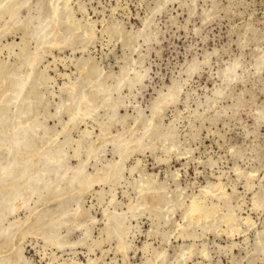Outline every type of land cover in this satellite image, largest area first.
I'll use <instances>...</instances> for the list:
<instances>
[{
    "label": "rangeland",
    "instance_id": "rangeland-1",
    "mask_svg": "<svg viewBox=\"0 0 264 264\" xmlns=\"http://www.w3.org/2000/svg\"><path fill=\"white\" fill-rule=\"evenodd\" d=\"M41 2H39L38 6L42 4L41 8L45 9V0H41ZM67 3L69 4L66 5V2L63 0L58 1V5L60 4L59 6L61 7H59V12L61 13L59 17L62 18L60 21V34L64 37L67 36L68 39L71 38L70 44L63 47H50L52 49L45 48L46 50L44 53H42L43 50L39 51L40 54L45 55L44 57L41 56L39 60L40 63H38V61L35 67L34 87L32 86L30 89V99L33 98L30 103L31 107L34 108L31 115H33L34 118H38V121L44 122V124L46 122L48 125L47 127L52 128L47 132L49 133L48 136L53 135L56 127L58 130L60 129V123L67 122L68 113L65 112L66 109L63 101L66 99L68 90L63 84L68 85L74 80H80L77 64L79 60L82 59L87 60L91 67H102L101 69L95 68L92 74L98 72L99 76H101L105 71L102 75L106 78L110 77L109 79L105 78L108 82L104 80L108 87L107 90H111H109V93L112 94L111 96H119L122 100L123 104L119 107L118 117L124 116L125 122L124 118L116 117L118 121L112 129L113 135H115L117 131H121L122 125L124 124V127L133 126V118L137 114V111L143 114V118H149L151 116L152 104L157 101L161 114L157 113L158 116L154 117V122L162 125L161 130H165L169 125H171L170 127H173V125L176 126V128L173 127V130L174 128L176 129L174 130L175 142L168 143L160 140V143L159 140L154 139L151 147L142 150L143 152H131L128 158L124 160L127 171L124 166L122 169L124 171H122V173L124 174L122 175L121 173L120 176V178L124 176V180L118 178V184H115L116 182L114 183V181L108 183H94L92 185L93 187L91 186L82 193L84 198L81 194H78V189L72 191L69 195H73L76 199H79L86 209V213L81 219L88 227L86 235L84 234L83 227H73L69 233V240L72 242L76 241L77 243H74L71 247L67 246L62 250H57L55 247H50L51 245L46 244L40 235L35 233H33V235L28 234L22 243V260L19 264H60L62 260H64V262L66 261L65 263L67 264H94L97 259L98 261L95 264H103L104 262L105 264H148L150 260L159 261L160 259H157V253L161 251L165 252L166 250H168V252L166 251L164 254L165 257L167 255L166 258H168V261L165 262L166 258L164 257L163 264H176L178 261L176 262L175 258L178 257H181V261L179 260L178 264H264V240L262 245L256 251L252 252V247L256 240L255 234L264 230V206H261L262 208L259 209H254L252 205V198L255 197L257 193L260 192L264 194V119L260 120L258 118L260 110L264 114V0H169V2H167V0H67ZM25 15L26 10L23 8L19 16L20 20H23ZM6 18L7 16L5 13L3 16H0V29L2 30H0L2 33H0V66L10 67L13 66L14 62L23 59L25 54L22 53H24V51L30 48L28 51L33 52L34 40L30 34H26L27 31L25 32V29H21L18 26L16 28V25L15 28L11 27V31H6L7 33L5 34L3 29ZM144 19H146V21ZM14 29L16 31H14ZM141 29L146 31L144 38L142 36L137 37V30ZM119 33L122 34L120 35ZM148 36L150 37L149 39L147 38ZM21 37L23 38L22 40L20 39ZM24 38L28 40L26 39L24 42ZM28 42H30L31 45H29L30 43L28 44ZM6 43H8V45ZM22 43H26L27 45ZM23 45L24 47H22ZM21 47L24 48L23 52L20 51ZM48 52L51 53L49 54ZM261 56L263 57L259 61L257 57ZM53 58L55 60L57 59L56 62L52 60ZM60 58L62 59L60 60ZM236 58L240 66L237 67V78L232 79L227 84L228 86L224 85L222 81V70L232 59ZM131 60L134 61L133 65L135 64L136 68L142 72L146 71L144 78H142L140 83H135L134 87L131 85L132 89L131 86H129L130 90L128 89V85L125 84L121 87L122 89H118L119 92L113 91V88H115L114 86H116L114 82L116 74H119L121 66L126 67L127 65L128 67V64L132 62ZM194 60L198 64V71L196 69L194 71L195 73L187 74V66ZM5 63L7 64L5 65ZM100 71L102 73H100ZM68 74L71 75V78L68 77L70 80H68L66 76ZM147 74H149V76ZM75 77L77 78L74 79ZM113 77L115 78L113 79ZM2 78L0 73V84L3 85L4 82ZM173 81H179V83L181 81L175 97L176 102L175 100L168 101L163 97V94L167 92L168 87ZM60 86L66 88L63 89ZM1 87L0 85V88ZM84 88L85 90L90 89L88 84H85ZM218 89L220 91L218 93L221 96H218L219 94L216 92ZM222 89L225 90V92H222ZM31 91L34 93H31ZM112 91L113 93H111ZM6 93L5 96L9 94V91ZM214 99L216 101H213ZM206 100L211 101L207 102ZM236 100H238L239 103H237ZM59 103H62L61 106L58 105ZM161 103H163L162 106ZM167 103H170V105H165ZM200 103L203 104L201 105ZM207 103H209L208 105L211 104V109ZM1 107L0 135H2V131L4 132L6 129L4 125L7 126L9 117L11 118L13 113L12 107L5 105L4 107L1 105ZM161 108L163 109L162 112ZM6 109L9 113L5 116L4 111H6ZM98 112L100 113H98V118H106L105 111L99 109ZM126 113L128 117H126ZM200 113H202V115ZM217 114L219 115L217 116ZM4 117H8V121H5L6 118L3 119ZM60 118L61 120L58 123ZM80 123L81 122H78L79 127L73 128L72 131L70 127L68 128L71 132H69L67 137H71L67 138L68 146L65 145L64 148L69 151L68 154H70V156L73 155L74 149L80 151L81 153L76 154V151L74 154L79 159H83L85 156V146H88L92 140L96 139L99 130L96 123L90 119L87 120V125H84L86 123ZM83 128L89 130V133L90 129L93 130L94 128V130L93 132L91 130L92 133H90L89 136H86L87 134L83 136L85 132L80 133L81 130L83 131ZM42 129L43 128L39 127V132L40 130L43 131ZM139 132H142V130ZM125 135H128L127 132ZM60 138L62 140L64 136H60ZM1 143L2 142H0V147L2 145ZM34 147L35 146H33V148L31 147L30 150H33ZM105 149L106 154L104 153L103 156L100 157L101 159L98 158L100 160L95 159V161L92 159L89 161L91 163L87 166V171L94 174L97 167H103L102 169H104V165H106V162L111 158L115 160L118 159V156L112 151L113 145L111 143H106ZM4 151L5 145H3V149L0 150L2 156L5 155ZM28 156L29 153H27L26 156L27 160L30 159ZM75 156L73 157L76 159L70 157L71 159L69 162L72 165H75L79 160ZM163 158H166L165 160L167 163L166 161H161ZM168 158L171 159L169 160ZM132 166L136 169L135 171L129 169ZM134 166H136V168ZM143 170L146 176L152 173L155 174V176L153 174L150 176H154L156 179L154 177L153 179H155L157 183H160V186L162 184V187H165V202L158 206L157 209L155 208L156 210L154 206H151V209L148 207L149 209L140 211L139 215H136L137 218L135 216L130 217L131 214L126 206L129 200L130 204L136 197V189L133 188L137 187L135 184H138L137 179L140 174H143ZM129 173H132V175ZM135 180L136 183L134 182ZM111 183H113L115 189ZM130 183L132 184L131 187ZM2 184H4V182ZM216 184L217 186L220 185L218 189L214 186ZM73 186L75 188L77 187L74 184ZM109 186L115 191H118L110 192ZM204 189H207L206 193L208 194L211 192L210 195L212 196L206 194ZM18 190L20 194H23L22 196L26 202L23 204L24 206L21 205L22 207L20 206V208H17L19 211L17 212L16 210V212L13 213L14 216L9 214L7 217L0 214V216L8 218H6L7 221H5L6 219L0 217V223L1 221L4 222L1 223V225L4 224L8 226V222L12 221L13 217L14 219L16 218V220H24L26 217L25 215L29 212V209L26 208L27 205L34 206L33 202L36 200V194L35 196L33 195V197L31 195L26 196V188L25 190L23 188L22 190ZM96 190L97 192L99 191L103 197H106L103 198L102 195L95 193ZM208 190H210V192ZM104 191L109 194L107 195ZM201 191H204L203 193L206 194V197L204 194H200L202 193ZM40 192H43V190ZM112 193L116 195L115 199H118L116 201V204L118 203L116 205V210L118 212H126L128 216L127 220L130 218L128 220L130 222H128V226L126 227V235L123 236L125 245H131L130 247L132 248L130 249V247L128 248L126 246V251L122 252L123 254L126 253L127 256H125V254L123 256L118 247H116L118 243L117 235L114 234V236L111 234L110 238V235L106 236L104 233L105 226L102 221V207L107 205V197H110ZM126 193L131 195L130 198L132 200ZM225 193L226 195H224V197L223 194ZM10 195L12 194L0 195V201L2 202L3 200L2 203L4 205L8 201V203L11 201L13 202V195ZM214 195L217 196L215 197ZM219 195L222 196L220 202L218 201L220 198ZM202 196H204L205 200ZM206 198L208 199L206 200ZM100 199H104V201L102 202ZM178 199H180V201ZM192 199H195L197 202L201 200L199 203L202 204L206 201L204 207L206 208V206H208L207 211H209L210 214L207 217L202 216L195 221L190 217V219H186L184 216V208H186ZM209 200H211L210 202L213 204H210ZM173 201L174 203L176 202V205L179 204L177 205L178 208L173 204ZM182 201H184V203ZM1 202L0 205L2 206ZM101 203L102 205L100 206ZM121 203L124 204V206L121 205ZM93 204L95 205L94 207L92 206V208L91 205ZM170 204L174 211L170 208ZM214 204L217 205L214 207L215 212L212 209L213 207H211V205L214 206ZM164 206L165 209H163ZM232 206L235 207L233 208ZM231 207L233 209H231ZM225 208H230L231 210H225ZM170 210L173 212L171 211L170 213ZM1 211L2 210H0V212ZM156 213H161L162 218H160V215L158 217ZM215 213L216 216L214 215ZM228 213H233V221L235 220L233 224L230 222V227L237 226L238 228L239 226L240 232L236 227V230L233 232L227 231L229 224H226L222 217ZM42 215L41 213L40 222L43 221ZM238 215H240L239 218ZM247 215H250V217ZM235 217L238 220H236ZM246 217H249L251 221L246 222ZM219 219H222V221L219 222ZM188 220L190 221L188 222ZM252 220H254V222H252ZM130 223L131 227L129 229ZM163 223H167L169 226L166 225L167 227H161L164 225ZM185 223L189 227L183 226L182 229V224L184 225ZM203 225H206L205 227L207 228L203 229ZM208 226L209 229L211 226L213 228L209 231ZM13 228L14 227H12V229ZM241 228L243 229L242 231ZM62 231L64 234L65 231ZM221 231L223 233H220ZM181 232L182 236L188 238L181 239L182 236H178V233L181 234ZM200 233L203 236H200ZM127 234H129L128 238H126ZM161 234L165 237L163 238ZM187 234H190V236H187ZM100 237H102V239ZM126 239L129 244L126 242ZM232 239L234 243L231 242ZM190 245H194L193 248H191ZM182 246L184 248L186 247V249L190 246L189 249H187L188 253L182 248L183 259L185 256V260L182 259V256L178 255ZM203 246H205V248ZM2 248L3 247L0 246V261L2 264H9L12 252L7 248L1 250ZM6 249L8 251H6ZM141 249L143 250L141 251ZM155 249L159 251L155 252L157 251ZM200 249H204L203 252L200 251ZM5 252L8 254L4 255ZM89 258L95 261L92 262ZM71 259L73 262H71Z\"/></svg>",
    "mask_w": 264,
    "mask_h": 264
},
{
    "label": "bare ground",
    "instance_id": "bare-ground-1",
    "mask_svg": "<svg viewBox=\"0 0 264 264\" xmlns=\"http://www.w3.org/2000/svg\"><path fill=\"white\" fill-rule=\"evenodd\" d=\"M58 1L59 0H45L46 7H45V9H43V8H41L42 4H41V6H38V4H39V2H41V0H36V1H33V0H0V16H3L4 13L7 16L3 32H5V34H6L7 33L6 31H9L11 29V27L15 28V25H16V28L18 26L21 29H25L24 31L25 32L27 31L26 34H30L32 36V39L34 40L33 52H29L28 51L30 49L29 47H28L29 48L28 50L25 49L28 52L24 51L23 50L24 48H22V47H24V45H23L21 47L20 51H22V52L24 51V53H22V54H25V55H24V57H23V59L21 61L14 62L13 66H10V67L9 66H5L7 63H5V65H4L5 67L0 66V73H1V75L3 77L2 79H3V82H4L3 85L0 84L2 86L0 88V107H1V105L3 107L5 105V106H9V107L13 108L12 116H11V118L9 117V123L7 124V126L4 125L5 126L4 128H6V129L4 130V132L2 131V133H1L2 135H0V142H2L1 143L2 144L1 145L2 148L0 147V150L3 149V145H5V151H4L5 155L2 156L0 154V195L4 196L5 194L7 195V194L11 193L13 195V198H14L13 202L11 201L10 203H8L9 202L8 201L6 203L7 205L6 204L4 205L2 203L3 200H2V202L0 201L2 203V206L0 205V210H2L0 212V214H3L4 216L12 214L14 216L13 213L16 212V210H17V212L19 211V209H17V208L18 207L20 208L21 205L24 206L23 204L26 201H25V199L22 196L23 194H20L18 189L22 190V188H23L25 190V188H26V192H25L26 196L27 195H31L33 197V195L35 196V194H36V200L33 202L34 206L32 207V206H28L27 205V207H26V208L29 209V212H28L27 215H25L26 217L24 218V220H16V218L14 219V217L11 215L13 217V220L12 221L8 220V221H10V222H8V226H5L4 224H3L4 226L1 225V223H4L2 221L0 223V225H1V228H0V246L3 247V248H7L8 250H10L12 252L11 256H10L11 260H10L9 264H19V262H21V260H22L21 250H23L22 243H23L25 237L28 234H32L33 235V233H35V234L40 235V237L42 238V240L46 244L51 245L50 247H52V246L55 247L57 250H62V249H64L67 246L71 247L74 243H77L76 241L72 242V241L69 240V233H70V230L73 229V227L79 226L81 228L82 227L84 228V234L86 235V233L88 232V227L85 224V222H82V220H81L82 217L86 213V209L84 208L85 206H83L81 204L79 199H76V197H74L73 195H69V194H71V192L74 191L75 189H78L79 190L78 194L82 195V193L85 192V190H87L88 188H90L94 183H108V182L114 181V183L116 182L115 184H118L119 182L117 183V181H118L117 179L120 178L121 173L123 171L122 169L125 166L124 165V160H126V158H128V155L131 152H133V151L134 152L135 151L138 152V151H142V150H144L146 148H150L152 143L154 142L153 141L154 139L155 140H159V141L160 140L161 141H166L168 143H172V142L174 143L175 142V140H174V138H175L174 137V133H175L174 130H176L175 129L176 126L173 125V127H175L174 130H173V127H170L171 125L167 126V128L165 130L164 129L161 130L162 129L161 128L162 125H159V124L154 122V117L158 116L157 113H160V110H159L160 107L157 105L158 104L157 101H155L152 104L151 112H150L151 116L149 118H143L142 117L143 114L140 111H137V114L135 113L136 115L133 118V126L131 125V127H124L125 126V124H124V125H122V130L121 131H117L116 134L113 135L112 129H113L115 123H117V121H118L116 119V117H118L119 107L123 104L122 100H121V98L119 96H115V97H113L114 95L111 96L112 94L109 93L110 89L107 90L108 87L106 85V82H108V81L105 80L106 77H104L102 75V74L105 73V71L103 73L101 72L102 70L100 71V73H102L101 74L102 77L99 76L98 72L95 73V74H92V71L95 68H97V67H95V68L91 67V65H89L90 63L87 60H82V59L79 60V62L77 64V70L79 71L80 80H76V81L74 80L73 82L69 83L68 85L63 84V86H66L67 90H68L66 99H65V101H63L64 102L63 103L64 107L66 109L65 112L68 113V114L66 113L68 115V117H67L68 120H67V122L60 123L61 124L60 129L58 130L57 127H56L55 132L53 133V135H49L48 136L49 133H47V132H49L50 129H52V128L47 127L48 125L46 124V122H45V124H46L45 125L44 122L38 121V118H34L33 115H31V113H32L34 108L31 107V103H30L31 100L33 99V98L30 99V89L33 86V80H34V73H35L36 63L41 59V56L44 57V55H45V54L44 55L40 54L39 51L43 50L42 53H44L45 50H46L45 48H50V47H55L56 48V46L57 47H63V46H66V45L70 44V39L71 38L68 39L67 36L64 37V36H62L60 34V31H61V29H60V21H61L62 18L59 17V15L61 13L59 12L60 11L59 10V7H60L59 5L60 4L58 5ZM63 1L66 2V5L69 4V3H67V0H63ZM167 2H169V0H167ZM41 3H43V2H41ZM77 4H78V2H77ZM23 8L26 10V15H25V17H23V20H20L19 16H20L21 10ZM66 8H67V6H66ZM68 10H70V9H68ZM32 11H34V12H32ZM146 19H144V20L146 21ZM101 25H103V24H101ZM144 25H145V23H144ZM146 27H147V24H146ZM146 27H145V29H146ZM143 30H144V28H143ZM143 30L142 29L141 30H137V37H140V36H142L143 38L145 37L146 31H143ZM1 31H0V33H1ZM14 31H16V30L14 29ZM133 33H135V32H133ZM5 34H3V35H5ZM119 34L121 35L122 33H119ZM27 38H28V35H27ZM27 38H24L23 41L25 42V40ZM147 38L149 39L150 37L148 36ZM3 39H5V38H3ZM20 39L22 40L23 38L21 37ZM20 39H19V41H20ZM30 40H31V38H30ZM121 41H123V40H121ZM30 42H28V44ZM26 43H22V44H26ZM6 44L8 45V43H6ZM10 45H12V44H10ZM29 45H31V43ZM50 49H52V48H50ZM114 49H115V47H114ZM123 51H125V50H123ZM20 56H21V54H20ZM207 56L209 57L208 54H207ZM262 57L263 56L257 57V58L260 61ZM61 59L62 58H60V60ZM52 60H55V59L53 58ZM56 60L54 62H56ZM232 60H234V61H232ZM232 60H231L232 62H230L231 65H229L230 63H228L225 66V68L222 70V77H223L222 81H223L224 85H227L232 79L237 78V77H235L236 74H238V73H236V67L239 66L238 65L239 61L237 60V58L236 59H232ZM133 62L134 61H132L130 64H128V67H127V65H126V67H122L121 66L119 74L118 75L116 74V76H115L116 78L113 77V79L115 78V81L114 80L113 81L115 82V85H116V86H114L115 88H113V91L115 90V92L116 91L119 92L118 89H120L125 84L128 85V89L130 90L129 86L133 85V87H134L135 83L138 84V83H140L142 81V78H144V74L146 73V71L142 72L141 70L136 68L135 64H134L135 65V67H134ZM38 63H40V61ZM58 64H59V62H58ZM240 64H241V62H240ZM256 64H257V62H256ZM137 65H138V63H137ZM197 67H198V64L194 60L192 63H190V65L187 66L186 73L187 74L193 73L197 69ZM101 68H97V69H101ZM197 71H198V69H197ZM59 74H60V72H59ZM65 74H67V73H65ZM65 74H63V75H65ZM147 75L149 76V74H147ZM66 76L68 78L71 75L68 74ZM99 77H101V78H99ZM240 77H242V76H240ZM76 78L77 77H75L74 79H76ZM68 80H70V79L68 78ZM45 81H47V80H45ZM180 83H181V81H180ZM180 83H179V81H173L171 83V85L168 87L167 92L165 94H163V97L166 100H168V101H174L175 97L177 95V91H178V89L180 87ZM85 84L89 85L90 89L87 88L89 90H85V88H84ZM46 85H47V83H46ZM224 85H223V87H224ZM60 87H62V86H60ZM66 87H64V88L62 87V88L65 89ZM131 89H132V86H131ZM220 90H221V88H220ZM225 90L222 89V92H225ZM7 91H9V94L7 96H5V94H7L6 93ZM113 91L111 93H113ZM32 92L33 91H31V93ZM216 92L217 93L220 92L219 89ZM40 94H42V93H40ZM213 95H214V93H213ZM218 96H221V95L219 94ZM206 101L210 102L211 100H206ZM213 101H216V100L214 99ZM217 101H219V100H217ZM236 101H237V103H239L238 100H236ZM60 102H61V99H60ZM162 102H165V101H162ZM175 102H176V100H175ZM205 102H204V104H205ZM170 103H167L165 105H170ZM61 104L59 103L58 105L61 106ZM162 104L163 103H161V106H162ZM200 104L202 105L203 103H200ZM208 104L209 103H207V105ZM214 104H216V103H214ZM210 105H208L209 108L211 107ZM56 106H57V104H56ZM1 108H0V111L2 110ZM99 109H102L103 111H105V114H106V118L105 119L98 118V113H99L98 110ZM55 110H57V109H55ZM162 110L163 109L161 108V112H162ZM7 111H8L7 109H6V111H4L5 116H6V114L8 115V113H9V111L8 112ZM196 111H198V110H196ZM204 111H202V112H204ZM5 112H7V113H5ZM10 112H11V110H10ZM57 113H58V111H57ZM35 114H36V112H35ZM48 114H50V113H48ZM200 114L202 115V113H200ZM63 115H64V113H63ZM125 115H126V117H128L127 113ZM218 115L219 114H217V116ZM52 116H54V115H52ZM52 116H50V117H52ZM102 116H99V117H102ZM119 117L124 118V116H119ZM5 118L6 117H4L3 119H5ZM258 118L260 120L264 119V114L261 112V110L259 112V117ZM6 119H5V121H8V119L7 120ZM88 119H90L94 123H96V126H97V128L99 130L98 134L96 135V139L92 140L89 143L88 146H85V151H84L85 156H84L83 159H79L77 156H75L74 153L77 151L75 149H74V153L72 152L73 155L70 156V154H68L69 151H67V149L64 148L65 145H67V138L71 137V136L70 137H67V136H68L69 132L72 131L73 128L79 127L78 126V122H81L83 124V123H86ZM60 120H61V118L58 120V123L60 122ZM1 121H2V119H1ZM120 121H121V118H120ZM171 121H172V119H171ZM124 122H125V118H124ZM163 124H164V122H163ZM84 125H87V123L84 124ZM2 126H3V124H2ZM96 126H95V128H96ZM163 126H165V125H163ZM39 127L43 128L42 129L43 131L40 130V132H39ZM69 127L71 128V131H69V129H68ZM91 130L92 129H90V133L93 132L94 128H93L92 132H91ZM141 130H142V132H139ZM88 131L89 130H86V129L83 128V131L81 130L80 133L85 132V134H83V136H85L86 134H87L86 136H89L90 133ZM126 132H127L128 135H125ZM60 136H64V139L61 140ZM161 141H160V143H161ZM106 143H111L113 145L112 151H114L113 153L118 156V159L115 160V159L111 158L108 162H106V165L103 164L105 166L104 169H102L103 167L102 168H98L97 167L95 169L96 172L94 174H92L90 171L86 170L87 166L89 165V163H91L89 161L92 160V159H94V160L98 159V158L103 156V154L106 152V149H105L106 148ZM76 144H78V143H76ZM130 144H134V145H130ZM33 146H35L34 149L30 150V148L31 147L33 148ZM171 149H172V147H171ZM27 153H29L28 157L30 158L28 160L26 159ZM77 153H81V152L77 151L76 154ZM73 156H75V157H77L79 159L78 162L75 165H72L69 162L70 159H71L70 157L74 158ZM74 159H76V158H74ZM100 159H98V160H100ZM137 159H138V157H137ZM158 159H156V160H158ZM165 159L163 158V160H161V159L160 160L161 161H166ZM105 161H106V159H105ZM143 161H144V159H143ZM98 163H99V161H98ZM137 163H139V162H137ZM166 163H167V161H166ZM100 164H101V162H100ZM96 165H97V162H96ZM134 167L136 168V166H134ZM125 169H126V166H125ZM129 169L130 170L133 169L134 171L136 170V169L133 168V166L130 167ZM130 170H129V172H130ZM126 171H127V169H126ZM173 172H172V174H173ZM146 173H148V172H146ZM123 174L124 173H122V175ZM139 174H138V176H139ZM152 174H150V175H152ZM130 175H132V173ZM150 175L146 176V174L144 173V170H143V174L142 175L140 174L139 178L137 179V183L138 184H135V185H137V187L133 188V189H136V197H135L134 200H132L130 198L131 195L126 193L127 195H129V198L132 200L130 202V204H129V201H130L129 200L128 201L129 205L127 204V206H126L127 210L131 214L130 217L131 216L132 217H134V216L136 217V215L138 216L140 211L149 209L148 207H150V209H151V206H154V209L155 208L157 209L158 206H160L162 203L165 202V195H166V193H165L166 191L164 190L165 187L164 186L162 187V184L160 186V183L156 182V180H155L156 178L154 177L155 174H153L154 176H150ZM123 177L124 176L121 177L122 180H124ZM153 177L155 179H153ZM3 182H4V184H2ZM134 182L136 183V180ZM164 183H165V181H164ZM73 184L75 186H77V187L75 188L73 186ZM111 184H112V186L114 188L113 183H111ZM126 185H128V184H126ZM110 186H109V188H110ZM131 186H132V184L130 183V187ZM214 186H216V189H218V186H220V185L217 186V184H216ZM125 187H127V186H125ZM133 187H134V185H133ZM114 189L110 188L109 191L113 192V191H115ZM41 190H43V192H40ZM210 190H212V189H210ZM210 190H208V191L210 192ZM116 191H118V190H116ZM39 192L43 193V194H40ZM131 192H132V190H131ZM203 192L200 193V194L201 195L204 194L205 197H206V194H208V193H206L207 189L205 190L206 194L203 193ZM95 193L100 194V192L99 191L97 192V190H96ZM114 193H112L110 197H107L108 198L107 205L102 207V216H103L102 221L104 222L105 231L102 230V229L101 230L104 231L106 236L110 235V238H111V234L117 235L118 243H117L116 247H118V249L122 253L123 251H126L125 249H126L127 244L125 245V241H124L125 239H123V236L126 235L125 234L126 230H127L126 227L128 226L127 225L128 222H130V221H128L130 218L127 220L128 216H127L126 212H124V211L118 212L116 210V205L118 204V203L116 204V201L118 199H115L116 195ZM210 193L208 195L212 196V195H210ZM217 193H219V192H217ZM223 193H224V191H223ZM106 194L108 195L109 193H106ZM12 195H10V196H12ZM100 195H102V194H100ZM224 195H226V193L223 194V196ZM214 196L216 197L217 195H214ZM82 197L84 198L83 195H82ZM102 197H103V195H102ZM104 197H106V196H104ZM202 197L204 199V196H202ZM219 197H220L219 200L217 198L216 199L220 202V199H221L222 196L219 195ZM8 198H9V196H8ZM26 198H28V197H26ZM95 199H96V196H95ZM168 199H169V197H168ZM207 199L208 198H206V200ZM100 200L102 202L104 201V199H100ZM178 200L180 201V199H178ZM167 201H166V203H167ZM210 201L211 200H209V202ZM96 202H98V201H96ZM182 202L184 203V201H182ZM199 202H197L195 199H192L189 204L187 203L188 205L186 206V208H184L185 209L184 210V216H185L186 219L193 218L194 221H195L198 218L200 219L202 216L207 217L210 214L209 211H207V207L208 206H206V208L204 207V204H205L206 201L204 202V204L199 203ZM93 203H95V202H93ZM122 203H121V205L124 206V204H122ZM26 204H28V203H26ZM173 204L176 205V202L174 203V201H173ZM210 204H213V203L210 202ZM94 205L95 204L91 205V207L92 206L94 207ZM101 205H102V203L100 204V206ZM177 205H179V204H177ZM177 205H176V207L178 208ZM217 205H218V209H219V203ZM217 205H215V204H214V206L211 205V207H213L212 209L214 210V212H215L214 207L217 206ZM252 205H253L254 209L262 208L264 206V194L260 193V192L257 193V195L252 198ZM119 206H120V203H119ZM170 206H171V204H170ZM230 206H231V204H230ZM166 207H167V205H166ZM232 207H231V209H233L235 206L233 208ZM170 208H172V210H173L172 206ZM179 208H180V206H179ZM154 209H153V211H154ZM163 209H165V206L163 207ZM174 209H175V207H174ZM212 209H211V211H212ZM231 209L230 208L229 209L225 208V210H231ZM172 210H170V213H171ZM230 212H232V211H230ZM41 213L43 214L42 215L43 216V219H42L43 223L40 222ZM148 213H149V211H148ZM165 213H166V211H165ZM233 213H231V214L228 213V214H226V215H224L222 217V219L225 220L226 224H229V226L227 228L228 229L227 231H229V232H233L237 228V226H235L236 228L235 227H230V225H231L230 222H232V224H233V222H235V220L233 221V219H234ZM156 215L159 217V215L161 216V213L160 214L156 213ZM214 215L216 216V213ZM239 216L240 215H238V218H239ZM247 216L250 217V215H247ZM0 217H3V216H0ZM236 217H235V219H236ZM249 217L245 218L246 222L251 221L249 219ZM3 218L6 219L5 217H3ZM149 218H151V217H149ZM160 218H162V216ZM7 219L5 221H7ZM18 219H20V218H18ZM193 219H192V221H193ZM222 219H219L220 220L219 222H221ZM236 220H238V219H236ZM189 221L190 220H188V222ZM151 222H152V220H151ZM193 222H192V224H193ZM198 222H201V221H198ZM242 222H243V220H242ZM252 222H254V220H252ZM168 223H169V221H168ZM214 223H216V222H214ZM166 225H168V224L166 223V224H164L162 226L160 225V226L163 227V226H166ZM178 225H180V224H178ZM153 226H155V225H153ZM183 226H187L186 223L184 225L182 224V229H183ZM190 226H191V224H190ZM203 226H201V227H203ZM205 226L203 227V229L207 228ZM214 226H215V224H214ZM12 227H14L15 229L14 228L12 229ZM130 227H131V223H130L129 229H130ZM188 227L189 226H187V228ZM196 227L199 228L198 226H196ZM185 228H184V230H185ZM211 228H213V227L211 226ZM210 229H209V226H208V230L209 231H210ZM237 229L239 231V226H238ZM62 230L65 231L64 234L62 233L63 232ZM217 230H218V228H217ZM242 230L243 229L241 228V231ZM152 232H153V230H152ZM162 233L165 234L164 232H162ZM220 233H223V232L221 231ZM190 234H192V233H190ZM190 234H187V236L188 235L190 236ZM85 235H84V237H85ZM100 235H102V234H100ZM128 236H129V234H127L126 238H128ZM156 236H158V235H156ZM178 236L181 237L182 236V232H181V234L178 233ZM200 236H203V235L201 234ZM255 236H256V240H255V243L253 244L252 252L256 251L262 245L263 240H264V230L257 232L255 234ZM164 237L165 236H163V238ZM100 238L102 239V237H100ZM182 238H188V237L182 236L181 239ZM160 239H161V237H160ZM176 239H177V236H176ZM78 241H79V239H78ZM126 242H127V239H126ZM231 242H233V239H232ZM161 243H162V240H161ZM130 246L131 245H129L127 247L129 248ZM144 246H146V245H144ZM150 246H147V247H150ZM190 246H191V248H193L194 245L193 246L190 245ZM190 246H188L187 249H189ZM203 247L205 248V246H203ZM3 248L1 250H4ZM44 248H45V246H44ZM182 248H184V247L183 246L181 247V249H180L181 251L179 250L180 253H178V255L182 256V259H183V254H182L183 250H182ZM7 249H6V251H8ZM130 249H132V248L130 247ZM187 249H186V247L184 248L186 253H188ZM142 250L143 249H141V251ZM155 250H157V249H155ZM203 250L200 249V251H202V252H203ZM147 251H149V250H147ZM151 251H153V250H151ZM158 251L159 250H157L155 252H158ZM166 251L168 252V250H166ZM185 251H184V255H185ZM104 252H105V250H104ZM165 252H163V251L158 252L157 253V259H160V260L159 261L150 260V262L148 264H163V259H165L167 257V255L165 257V254H164ZM206 252H207V250H206ZM206 252H204V253H206ZM52 253H54V252H52ZM73 253H75V252H73ZM145 253H146V251H145ZM190 253H191V251H190ZM6 254H8V253L5 252L4 255H6ZM124 254H125V256H127L126 253H124ZM124 254H123V256H124ZM3 257H5V256H3ZM178 258H175L176 262L177 261L179 262V260L181 259V257L179 259ZM185 258L186 257L184 256L183 260H185ZM189 258H191V257H189ZM167 259L168 258L165 259L166 260L165 262L168 261ZM90 260H92V259H90ZM124 260H126V259H124ZM94 261L92 260V262H94ZM97 261H98V259H97ZM97 261H95V263H97ZM65 262H64V260H62V263H60V264H67ZM71 262H73L72 259H71ZM178 262L176 264H178ZM0 264H2V262ZM76 264H78V263H76ZM103 264H105V262Z\"/></svg>",
    "mask_w": 264,
    "mask_h": 264
},
{
    "label": "water",
    "instance_id": "water-1",
    "mask_svg": "<svg viewBox=\"0 0 264 264\" xmlns=\"http://www.w3.org/2000/svg\"><path fill=\"white\" fill-rule=\"evenodd\" d=\"M232 61H234V60H232ZM232 61H230V62H232ZM230 62H229V63H230ZM229 65H231V63H230ZM237 67H238V66H237ZM237 67H236V73H237ZM235 77H236V76H235ZM235 77H234V78H235Z\"/></svg>",
    "mask_w": 264,
    "mask_h": 264
}]
</instances>
